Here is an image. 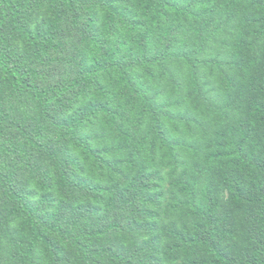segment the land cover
Returning <instances> with one entry per match:
<instances>
[{
	"label": "trees",
	"instance_id": "16d2710c",
	"mask_svg": "<svg viewBox=\"0 0 264 264\" xmlns=\"http://www.w3.org/2000/svg\"><path fill=\"white\" fill-rule=\"evenodd\" d=\"M0 264H264V0H0Z\"/></svg>",
	"mask_w": 264,
	"mask_h": 264
}]
</instances>
